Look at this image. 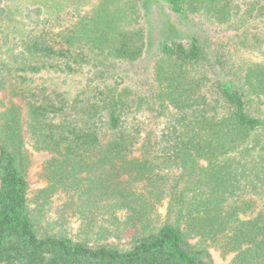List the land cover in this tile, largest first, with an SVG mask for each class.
<instances>
[{
    "label": "trees",
    "instance_id": "obj_1",
    "mask_svg": "<svg viewBox=\"0 0 264 264\" xmlns=\"http://www.w3.org/2000/svg\"><path fill=\"white\" fill-rule=\"evenodd\" d=\"M1 92L0 264H264V0H0Z\"/></svg>",
    "mask_w": 264,
    "mask_h": 264
},
{
    "label": "rangeland",
    "instance_id": "obj_2",
    "mask_svg": "<svg viewBox=\"0 0 264 264\" xmlns=\"http://www.w3.org/2000/svg\"><path fill=\"white\" fill-rule=\"evenodd\" d=\"M159 24H156V33L158 34L159 27H157ZM192 29L191 31L195 32L196 28L191 25ZM155 51V49H154ZM128 68L132 67H124L123 70H131ZM133 72V71H132ZM146 76V75H145ZM38 80V81H37ZM36 81L39 83H45V81H48V86L51 89H57L63 92L64 94L70 96L72 99L74 95L76 94V91L78 87L82 84L84 81V77H74L70 78L68 80L66 79H59L56 76L53 75H43L36 77ZM9 98H7L6 92L0 93V114L2 110V103L8 102ZM15 103L20 104L21 106H24V103L21 98H16L13 100ZM25 112L26 109L24 108ZM25 116V114H24ZM25 141L27 142V148L30 151V165H29V173H28V181L30 184V201H31V207L36 208L37 205V196L40 193L41 190L45 189L48 186L47 182V168L49 165L50 160L52 159V155L47 152H39L35 151L28 142L29 134L24 132ZM63 202L59 199V197L54 196L52 200L50 201V204L48 207H50V211L47 213V215L44 216V220L42 218V223L44 226H46L47 223L53 224L56 223L58 220V215L61 214ZM67 217H70L66 215ZM67 227L69 228V233L72 237L75 239H78V234L81 233L79 231V225L77 218H70L68 220ZM96 238V236L88 235L85 236V238ZM130 242V239L127 237H124L121 240H118L117 238L110 237L107 241V243L115 245V246H126ZM93 244V243H92ZM212 260L213 264H231L233 260V255L224 256L221 251H215L212 250Z\"/></svg>",
    "mask_w": 264,
    "mask_h": 264
}]
</instances>
